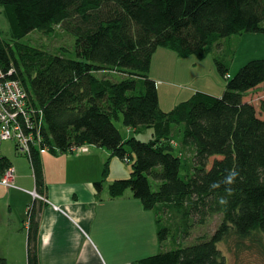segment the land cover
Masks as SVG:
<instances>
[{
	"label": "trees",
	"instance_id": "obj_1",
	"mask_svg": "<svg viewBox=\"0 0 264 264\" xmlns=\"http://www.w3.org/2000/svg\"><path fill=\"white\" fill-rule=\"evenodd\" d=\"M0 16L10 27L0 36V61L44 112L43 152L90 145L132 164L129 179L109 185L110 197L131 192L154 212L159 240L175 244L137 264H226L222 243L235 240L241 249L264 241V102L258 109L249 99L264 86V59L230 76L229 65L216 57L227 78L224 94L197 91L171 111L162 109L150 77L161 48L204 60L223 39L264 34V0H0ZM60 26L75 37L72 50L49 52L24 42ZM120 120L129 137L117 128ZM146 131L152 132L148 140L136 136ZM43 152L26 155L38 194L45 188ZM11 166L0 157L1 173ZM232 170L238 175L227 185ZM104 181L95 183L98 193ZM32 212L28 264H39V221ZM216 215L222 220L214 234L188 241ZM0 264H8L4 256Z\"/></svg>",
	"mask_w": 264,
	"mask_h": 264
},
{
	"label": "rangeland",
	"instance_id": "obj_2",
	"mask_svg": "<svg viewBox=\"0 0 264 264\" xmlns=\"http://www.w3.org/2000/svg\"><path fill=\"white\" fill-rule=\"evenodd\" d=\"M9 24L4 16H0V36L6 38L9 33ZM223 45L215 47L214 52L207 55L204 60H199L195 56L189 58L179 57L175 52L161 48L154 55L150 77L157 82V87L160 97V105L164 111H171L174 106L182 101H185L193 96L197 91L210 94L214 97H221L226 89L227 78L219 73L216 64V57H221L229 65V75L234 76L236 73L252 60L264 59V34L261 33H246L243 35H235L231 38L223 39ZM24 42H27L36 47H43L49 52H58L61 48L73 49L75 45V37L67 32L63 27H57L56 31L51 35L42 32H34L29 35ZM102 76V74H99ZM112 77H122V74L112 73ZM125 77V76H123ZM114 78V77H113ZM117 80V78H116ZM249 99L254 102L259 109L261 103L264 102V86L259 90L254 91L249 95ZM264 117V114H261ZM117 128L121 131L123 136L129 137L128 128L125 127L123 121H115ZM178 126H175V128ZM176 131V130H175ZM141 140H148L152 137L151 131H146L143 134H136ZM178 145H181L180 139L177 136ZM45 144V141H43ZM86 150L94 153L97 152L93 161L80 165L81 168H89L92 170L96 163H99L101 172H103L102 180H106L105 185L119 179H129L131 177L132 164L123 162L118 158L111 157V153L107 149L91 147L86 145ZM80 147L78 150H80ZM77 150V151H78ZM79 152V151H78ZM77 152V153H78ZM187 152L188 156L190 153ZM66 156L71 157L76 153H65ZM64 154V155H65ZM7 157L17 170V175L23 171L28 172L26 181L33 184L34 177L29 158L18 152L15 141H0V157ZM49 158L48 155H44ZM50 156H53L50 154ZM60 158L56 159V165L62 163L63 154H59ZM99 157V159H98ZM93 159V158H92ZM69 164V163H68ZM44 165V164H43ZM51 165V164H50ZM108 165V174L104 177V171ZM69 166H73L70 165ZM11 169V168H9ZM8 170V169H7ZM6 170V171H7ZM17 186L21 189H26L25 183H20L17 180ZM16 194H19L17 200L23 196L20 201H24L26 197L25 192L13 189ZM14 194V193H12ZM41 198L42 196L36 192ZM32 193L33 197L37 195ZM31 203L32 199L30 198ZM139 204L138 212H132L130 216L123 217L126 221H121L115 224V228H109L108 233L116 236L117 242H121L125 247L128 246L124 240L126 234L136 230L137 227V246L132 247L128 252L122 250L119 254V260L146 258L156 255L158 253L171 250L175 247L172 240L161 242L158 238V226L155 221V214L152 211H147L143 208L141 201L137 200ZM30 203V205H32ZM3 207V203L0 205ZM133 215H136V222L133 220ZM3 221L6 224L10 223V215L7 211H3ZM154 219V220H152ZM222 217L216 215L204 225L195 228L188 241H194L198 237L211 235L217 230ZM4 228V227H3ZM7 233L2 231L0 227V256L3 255L6 244L9 242L11 246H15L18 239L9 237ZM263 240V239H262ZM133 245V243H131ZM220 249L226 257V264H264V241L259 244H246L241 249L236 247V241L231 240L227 243H222ZM14 258H18V252H14Z\"/></svg>",
	"mask_w": 264,
	"mask_h": 264
},
{
	"label": "crops",
	"instance_id": "obj_3",
	"mask_svg": "<svg viewBox=\"0 0 264 264\" xmlns=\"http://www.w3.org/2000/svg\"><path fill=\"white\" fill-rule=\"evenodd\" d=\"M84 150L85 146L79 152H73L76 154L69 158L63 154L61 157L64 161L59 165L55 161L62 159L60 156H50L47 150L43 152L45 188L42 194L39 193L42 198L38 199L32 195L37 192L35 178L32 189L33 184L26 181L28 172L23 171L18 177L15 166H11L15 170L16 188L0 185V205L3 203V207L0 206V227L8 234L7 238L18 239L15 246L9 242L6 244L2 256L8 264H28V231L32 210L39 221V264H137L140 260L135 257L121 262L118 258L122 250L128 252L137 246V227L124 237L129 244L126 247L120 241L117 242L115 235L108 233L109 228H115L116 223L126 221L123 217L130 216L131 219V211L138 212V201L131 192L112 199L109 195L112 182L107 186L104 183L102 192L98 193L95 183L103 178L99 163L95 161L92 170L80 167L93 161L97 152L87 150L84 153ZM32 174L34 177V172ZM3 175L0 171V180ZM18 178L20 183H25L26 189L17 186ZM13 189L27 193L25 200L20 201L23 196L17 200L19 194ZM3 211L11 216L9 224L5 225L3 221ZM133 220L136 222V215H133ZM14 252H18L17 259L13 256Z\"/></svg>",
	"mask_w": 264,
	"mask_h": 264
},
{
	"label": "built area",
	"instance_id": "obj_4",
	"mask_svg": "<svg viewBox=\"0 0 264 264\" xmlns=\"http://www.w3.org/2000/svg\"><path fill=\"white\" fill-rule=\"evenodd\" d=\"M11 76L0 61V141H15L20 152L28 156L32 149L43 152L44 112L32 104L21 81ZM0 185L16 188L13 168L5 172Z\"/></svg>",
	"mask_w": 264,
	"mask_h": 264
},
{
	"label": "clouds",
	"instance_id": "obj_5",
	"mask_svg": "<svg viewBox=\"0 0 264 264\" xmlns=\"http://www.w3.org/2000/svg\"><path fill=\"white\" fill-rule=\"evenodd\" d=\"M237 175H238V173L235 170L230 171L228 173V175L225 177L224 183L227 184V185H231L234 182V180L237 177ZM213 186L215 187L217 185H213ZM227 193H228V195L232 194L231 188L227 189ZM226 202L227 201L224 198H221L220 203L224 204Z\"/></svg>",
	"mask_w": 264,
	"mask_h": 264
}]
</instances>
